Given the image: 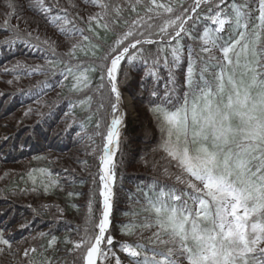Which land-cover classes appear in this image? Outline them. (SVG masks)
Returning a JSON list of instances; mask_svg holds the SVG:
<instances>
[{"label":"snow or ice","instance_id":"6c2138e0","mask_svg":"<svg viewBox=\"0 0 264 264\" xmlns=\"http://www.w3.org/2000/svg\"><path fill=\"white\" fill-rule=\"evenodd\" d=\"M88 5L95 11L85 19L59 0L30 2L67 38L65 52L57 51L55 41H41L11 24L15 0H6L10 11L0 25L12 33L4 45L20 40L43 46L50 57L43 65L18 61L4 71L58 77L56 86L75 94L66 97L65 115L77 107L85 113L77 136L87 137L89 155L97 152L95 138L101 139L83 223L75 226L77 239L64 238L73 258L46 255L56 251L59 238L51 236L46 247L40 245L39 258L36 246L23 250L27 264H264V0H87ZM69 7H76L73 0ZM185 61L178 82L176 71ZM139 67L145 71L141 96L146 77L159 81L161 67L168 73L163 94L155 87L149 92L148 110L160 133L152 151L164 153L162 173L173 183L153 177L137 185L135 193L129 190V201L143 204L121 212L130 219L118 225L120 234L151 232L129 242L114 235L115 211L126 144L123 88L130 80L128 69ZM53 86L46 78L30 94L39 96ZM33 159L51 163L47 156ZM79 163L86 168L88 162ZM63 172L68 183L78 179L75 169ZM26 175L31 187L20 188L21 193L63 190L60 174L49 167L29 169ZM80 194L69 191L67 196ZM52 207L64 211L59 205H41ZM49 235L39 232L31 239ZM5 252L15 259L11 239L0 228V255Z\"/></svg>","mask_w":264,"mask_h":264},{"label":"trees","instance_id":"16d2710c","mask_svg":"<svg viewBox=\"0 0 264 264\" xmlns=\"http://www.w3.org/2000/svg\"><path fill=\"white\" fill-rule=\"evenodd\" d=\"M30 2L31 0H15L18 6L16 15L11 18V24L18 25L21 31H31L33 36L38 35L41 41L45 39L55 41L59 52L67 51L70 47L67 38L50 24L42 13L30 7ZM73 2L76 4L75 8L69 7V0H59V5L68 7L73 14L78 12L85 19L95 11L91 5L85 7L87 0H73ZM9 11L10 9L6 7V0H0V25L3 24ZM11 35V32L0 28V119H8L14 124L11 126L13 132L0 140V177H3L0 179V228H4L5 236L11 239L16 256L13 259L5 252L0 255V264H27L22 253L25 248L30 246L37 247L38 253L35 255L39 258L40 245L43 244L46 247L47 240L51 236L59 238L56 251L48 250L46 255L53 257L54 260L57 258L71 260L73 257L67 252V249L71 248V244L65 245L64 238L77 239L75 226L83 223L87 212L89 192L93 189L92 176L97 172V157L101 139L95 138L97 152L95 155H89L92 146L87 137L77 136V133L81 131L78 122L85 113L77 107L69 115H65L69 112V101L66 97L75 94L69 93L66 87L56 86L58 77H52L51 73L44 72L29 74L22 69L4 71L5 68L11 69L18 61L22 64L35 66L43 65L46 59L50 58L42 50L43 46L33 48L20 40L12 46L4 45L3 40ZM112 38L109 35V43ZM29 60L34 63H30ZM183 69H186V61L183 63L182 69L176 71L178 82H182ZM128 71L130 80L123 91L132 97L135 108L142 115V122L137 125L133 120H128L124 132L125 157L123 165L118 168V173H123V180L120 182L123 189L117 188L119 203L115 211L117 230L114 235L117 240L132 242L137 239H146L151 235V232L144 231L142 237L139 235V230H137V235L131 237L120 234L118 225L121 222L127 223L130 219L129 216H124L121 212L130 211L132 208L138 210L143 204V200L139 204L135 200L129 201V190L135 193L137 185L148 183L153 177L169 184L173 181L162 173V166L166 163L161 159L164 153L152 151L157 145L160 133L148 110L149 92L155 87L160 90L161 95L163 94L168 80L167 70L163 67L159 69V81L146 77V87L142 96L139 94L141 91L139 81L145 76L144 69L142 67L129 68ZM17 76L20 77L18 80ZM46 78L54 86L39 96L30 94V91L35 92L38 83ZM8 81H12V83L9 84ZM29 108L32 111L26 116L25 112ZM73 117L77 123H73ZM91 131L90 128L89 132L91 133ZM35 156H47L51 163L34 160ZM82 160H87L86 168L79 163ZM154 162L157 163L156 168L152 166ZM38 167H49L54 173H59L63 190L57 188L53 194L49 195L43 194L42 191L21 193L20 188L31 187L30 182L25 184L27 172L29 169ZM65 168L75 169L78 179L74 184L66 182L67 174L63 172ZM171 170L175 171V168L173 167ZM79 178H83L84 182L81 183ZM13 191H15V195H13ZM69 191L81 194L69 198L67 196ZM53 200H57L58 203ZM42 204L59 205L64 211L61 214L55 207L45 210L41 208ZM72 204L78 205L79 208L71 207ZM33 209H36L39 215ZM23 224L29 226L21 229L20 226ZM39 232L50 233V235L32 240L31 237ZM17 249L19 251H16Z\"/></svg>","mask_w":264,"mask_h":264},{"label":"rangeland","instance_id":"374dc122","mask_svg":"<svg viewBox=\"0 0 264 264\" xmlns=\"http://www.w3.org/2000/svg\"><path fill=\"white\" fill-rule=\"evenodd\" d=\"M30 63H34V61L29 60ZM124 92V91H123ZM126 93V92H124ZM131 102H132V110L131 112L128 114V118H127V122L128 120L131 119V121L133 120V122L135 124H141L142 122V115L140 114V112L135 108V105L132 101V97L130 98ZM14 124L11 123V121H9L8 119H0V140L6 138V136L8 137L12 132L13 129L11 128V126H13ZM122 258L127 259L125 254H121Z\"/></svg>","mask_w":264,"mask_h":264},{"label":"bare ground","instance_id":"6f19581e","mask_svg":"<svg viewBox=\"0 0 264 264\" xmlns=\"http://www.w3.org/2000/svg\"><path fill=\"white\" fill-rule=\"evenodd\" d=\"M131 97L127 94V93H123V100H124V109L127 112L126 115V119H125V126H126V121L128 118V114L131 112L132 110V102H131Z\"/></svg>","mask_w":264,"mask_h":264}]
</instances>
